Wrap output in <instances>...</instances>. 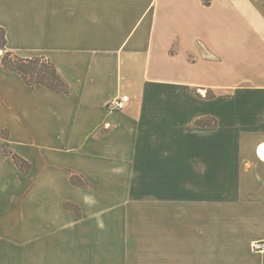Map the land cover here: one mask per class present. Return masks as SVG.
Wrapping results in <instances>:
<instances>
[{"label": "crops", "instance_id": "obj_1", "mask_svg": "<svg viewBox=\"0 0 264 264\" xmlns=\"http://www.w3.org/2000/svg\"><path fill=\"white\" fill-rule=\"evenodd\" d=\"M0 29L7 51L49 60L69 87L29 90L0 66V132L30 165L0 153V239L37 257L65 236L74 257L0 264H264L260 102L229 104L224 139L228 103L203 94L264 93V0H0ZM206 119L216 127H192ZM240 139L253 149L241 162Z\"/></svg>", "mask_w": 264, "mask_h": 264}, {"label": "trees", "instance_id": "obj_2", "mask_svg": "<svg viewBox=\"0 0 264 264\" xmlns=\"http://www.w3.org/2000/svg\"><path fill=\"white\" fill-rule=\"evenodd\" d=\"M213 0H202L204 6H209ZM4 31L0 29V66L6 72L18 75L29 90H33L36 86H42L56 94L62 96L69 95V87L57 72L54 65L43 57L24 59L5 49ZM202 122H196L200 126ZM206 126V125H205ZM7 133L0 132V153L11 160L21 174L29 171L30 165L17 154L7 148L5 144ZM6 150V151H4ZM73 186L79 188H90V184L83 178L72 174L69 178ZM64 208L73 212L75 217L79 216L78 208L71 203H64Z\"/></svg>", "mask_w": 264, "mask_h": 264}, {"label": "rangeland", "instance_id": "obj_3", "mask_svg": "<svg viewBox=\"0 0 264 264\" xmlns=\"http://www.w3.org/2000/svg\"><path fill=\"white\" fill-rule=\"evenodd\" d=\"M203 94L205 95L207 100H213L215 98H219L224 103H228V104H224V110H225L224 113H226L224 116H226V119L224 118V121H223L224 125L222 123L223 128L220 130L222 135H223V137H224V139H225L226 136L228 137L227 134L230 131V125H232L231 121H230V119H231L230 117H231V113H232L233 110H232L231 106H230L231 108H229V104L235 102L236 100L243 101L244 103H246V101L248 99H251V100L255 99L257 102H260L257 105L258 107L256 105L252 104L253 105L252 108L254 109V107H257V110H258V112L256 113V116H255L256 123L261 122L262 120H264V93H253L254 95L251 94V97L256 95V96H258V98H251V97H248V95L245 94V93H239L238 94L237 92H234V93L223 92L220 95L219 94L214 95L212 92L208 91L207 93H203ZM255 104H256V102H255ZM246 112L247 111L245 109H241L238 112V118H239L238 122H239L240 128L243 129L245 132L247 131L248 128H252L253 126L256 125L255 123L247 124L248 114ZM234 117H236L235 116V111H234L233 118ZM198 121L202 122L200 124V126L196 125V122H198ZM198 121H196V122H194L192 124L193 128H212V127L214 128V127H216L214 125V121L211 120V119L198 120ZM218 129H219V127H218ZM249 142H250V140L240 139L239 140V147H238V150H236V151H240V153L242 155H246V154L248 155V154L252 153L253 149L250 148V143ZM234 143H235L234 140L229 139L227 141V143H224V144H227V145H229L231 147V144H234ZM4 151H6V150H4ZM224 151H230V148H229V150L228 149H224ZM215 152H217V154H219V155L216 156V160H211L212 163L214 162L213 164H223V161L225 160L224 155L223 154L221 155L220 151H215ZM242 155H240V157H239V159H240L239 162H241V159L243 160V158H247V155L244 156V157ZM207 157H209V153H208ZM209 162L207 161V163H209ZM79 216H80V213H79ZM79 216L77 218H79ZM12 244L15 245L14 248L12 246L11 247L7 246V245H12ZM4 245H6V246H4ZM69 245L70 244H69L68 239L65 240V236H64L63 244L60 245V247L63 248L62 251L55 252V251L48 250L47 253L42 254L41 256L39 255L37 257H33V256H30L28 251L24 250V244H23V240H22L21 237H18V238L15 237L13 242L9 241L7 238L6 239L3 238V239H0V260H16V261L19 260V261H21L23 259H30V258L31 259H33V258L69 259L71 257L74 258L73 256H71L70 251H66L64 249V248L68 247ZM48 249H51V248L48 247ZM52 249H55V247H52ZM76 258H78V257L76 256Z\"/></svg>", "mask_w": 264, "mask_h": 264}, {"label": "built area", "instance_id": "obj_4", "mask_svg": "<svg viewBox=\"0 0 264 264\" xmlns=\"http://www.w3.org/2000/svg\"><path fill=\"white\" fill-rule=\"evenodd\" d=\"M127 103H128V97L121 96L108 102L106 105V109L109 111H122ZM253 249L255 251H264V242L254 243Z\"/></svg>", "mask_w": 264, "mask_h": 264}]
</instances>
